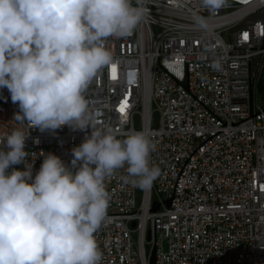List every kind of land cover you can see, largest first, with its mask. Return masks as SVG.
I'll use <instances>...</instances> for the list:
<instances>
[{
	"label": "built area",
	"instance_id": "1",
	"mask_svg": "<svg viewBox=\"0 0 264 264\" xmlns=\"http://www.w3.org/2000/svg\"><path fill=\"white\" fill-rule=\"evenodd\" d=\"M132 4L143 18L104 41L111 61L84 95L97 127L149 138L160 176L147 188L127 166L106 178L101 264H149L152 253L155 264H264V0L212 13L202 0ZM18 112L0 89V150L14 130L28 136L25 162L9 173L31 165L34 178L48 154L71 168L91 129L42 133Z\"/></svg>",
	"mask_w": 264,
	"mask_h": 264
},
{
	"label": "clouds",
	"instance_id": "2",
	"mask_svg": "<svg viewBox=\"0 0 264 264\" xmlns=\"http://www.w3.org/2000/svg\"><path fill=\"white\" fill-rule=\"evenodd\" d=\"M227 4L202 0L210 13ZM144 12L132 0H0V89L18 105L15 118L42 133L91 129L72 149L71 168L48 154L34 178L31 165L8 171L25 162L28 136L6 137L0 264H101L95 234L110 203L106 178L127 166L133 183L147 188L160 176L149 138L136 132L121 140L97 127L84 95L111 61L104 41L130 35Z\"/></svg>",
	"mask_w": 264,
	"mask_h": 264
},
{
	"label": "rangeland",
	"instance_id": "3",
	"mask_svg": "<svg viewBox=\"0 0 264 264\" xmlns=\"http://www.w3.org/2000/svg\"><path fill=\"white\" fill-rule=\"evenodd\" d=\"M258 98L260 104L264 107V87L262 86L258 89Z\"/></svg>",
	"mask_w": 264,
	"mask_h": 264
},
{
	"label": "water",
	"instance_id": "4",
	"mask_svg": "<svg viewBox=\"0 0 264 264\" xmlns=\"http://www.w3.org/2000/svg\"><path fill=\"white\" fill-rule=\"evenodd\" d=\"M157 209H158V206L157 205H154L152 211L155 212ZM132 227H134V223H132ZM149 264H155V256H154V253H152V255H151V258L149 260Z\"/></svg>",
	"mask_w": 264,
	"mask_h": 264
},
{
	"label": "snow or ice",
	"instance_id": "5",
	"mask_svg": "<svg viewBox=\"0 0 264 264\" xmlns=\"http://www.w3.org/2000/svg\"><path fill=\"white\" fill-rule=\"evenodd\" d=\"M120 111H121V112H123V111H124V108H123V107H121Z\"/></svg>",
	"mask_w": 264,
	"mask_h": 264
}]
</instances>
